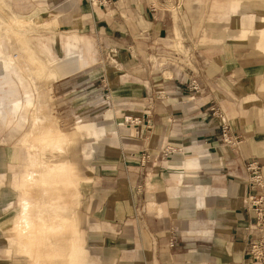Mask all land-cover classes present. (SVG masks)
<instances>
[{
    "label": "crops",
    "instance_id": "1",
    "mask_svg": "<svg viewBox=\"0 0 264 264\" xmlns=\"http://www.w3.org/2000/svg\"><path fill=\"white\" fill-rule=\"evenodd\" d=\"M29 1L0 0V48L9 54L6 24L19 18L33 20L23 30L50 59L78 54L74 72L85 69H60L54 97L82 132L75 140L63 131L70 173L54 157L66 135L53 113L52 72L42 79L43 108L29 80L0 67V124L23 154L17 173L0 139V264H262L247 251L264 240V222L248 207L261 189L246 164L257 161L264 176V0H219L220 14L205 10L210 0H49L56 39L36 30ZM40 114L50 119L38 121L32 153ZM125 116L140 123L123 124ZM224 121L242 138L236 148L222 141ZM168 146L176 151L166 155ZM31 163L47 164L60 185L49 203L29 188Z\"/></svg>",
    "mask_w": 264,
    "mask_h": 264
},
{
    "label": "rangeland",
    "instance_id": "2",
    "mask_svg": "<svg viewBox=\"0 0 264 264\" xmlns=\"http://www.w3.org/2000/svg\"><path fill=\"white\" fill-rule=\"evenodd\" d=\"M216 1L219 2V0H210L207 4V7H206V11L207 12H214L215 10L217 11V7H216ZM50 1L49 0H30L27 5L28 7H30L31 5L34 6V8L37 10V17L36 19L34 20V23L37 24L36 25V30L42 34V35H45V36H51L53 38H58L60 34V32L56 29V25H57V22H56V19L55 17H51L49 15V12H48V5H49ZM244 5H247V4H244ZM252 6H254L255 8L257 7V4H252ZM260 8H264V3L262 4H259L258 5ZM219 11V14H220V10ZM2 14L4 16H7V13L5 11L2 12ZM30 13H28L27 15H29ZM208 14V13H207ZM51 18V19H50ZM51 20L53 22H51ZM50 21V22H49ZM30 23H33V20H25V19H19V18H10L9 22L6 24V27H8V31H9V34H11L13 37L17 38V40L19 41V50L21 52L24 53V57H25V62L27 63H30L31 65H34V69H35V66L38 67V70L35 71V74L37 77H39L40 75L41 76H44V77H41V79H48L49 80V76H50V72H52L53 74V77H54V82H53V113L54 115L56 116V119L58 121V125L60 126L62 132H68V133H71L73 138L76 140L77 139V134L78 133H81L82 131L79 130L80 128L77 126V129L75 130L74 132V126L76 124V122L74 120H66L65 116H63L60 112V110H64L65 108V105L62 104V107L60 108V106L58 104H56L57 102V99L54 97V85H55V82L56 81H59L61 79H64V78H59L60 77V69H62V66L61 65H58V64H52L51 63V59L46 56L45 54H43L42 52H40L39 50H37L30 42L29 40V37H28V30H25L24 32V28H27L28 25ZM39 23V24H38ZM49 23V24H48ZM10 46V45H9ZM0 47H1V44H0ZM11 48V47H10ZM2 57L5 59V60H8L9 62V65L8 66H0L1 69H6V71H11V72H16V71H21L23 74H24V79L25 80H29L30 83H31V79H30V76H28V74H26V72L23 70V67L19 64V61H17L16 59H14L13 57V54H12V49L10 50L9 54L6 55L0 48V59H2ZM5 62V61H4ZM40 63H42V65H40ZM55 71H54V70ZM85 69V68H84ZM82 69V70H84ZM87 69V68H86ZM82 70H79V71H82ZM77 71V72H79ZM77 72H74L73 74L77 73ZM72 75V74H71ZM68 77V76H67ZM40 78V77H39ZM59 78V79H58ZM101 79V78H100ZM92 80V79H91ZM99 80V79H98ZM98 80H94V82L96 83V81ZM93 81V80H92ZM92 82V83H94ZM101 82V81H100ZM199 83V82H198ZM29 85L31 86L32 84H25L26 86V91L31 93V96L33 95V92L29 89ZM190 87V86H189ZM100 89V88H99ZM98 89V90H99ZM191 89V88H190ZM97 90V91H98ZM192 90V89H191ZM36 95V94H35ZM26 101H28V98L26 99ZM49 105V103H48ZM93 104H91L92 106ZM44 106V105H43ZM46 107H49L47 105H45ZM44 108V107H43ZM60 108V110H59ZM63 108V109H62ZM32 111V110H31ZM30 111V113H31ZM96 113H93V116L95 115ZM90 116V115H89ZM88 117V116H87ZM126 117H132V116H125V118L123 119V124H135V125H138L139 123H128L126 121ZM133 118V117H132ZM138 119V118H137ZM140 121V120H139ZM7 132L8 130L0 124V139H2L1 142H3L6 146L4 147L5 149L11 151V153L13 154L12 156V159L10 160L11 162V167L13 166V168H15V170L17 171V173H20L19 169L16 168V165L18 164V162L22 161V151L20 150V148L18 146H16L14 143H9L7 140H6V136H7ZM63 132V133H64ZM86 134H89L88 132L84 131ZM65 134V133H64ZM66 135V146L63 150L61 151H58L57 153L54 154V157L57 158V160L66 165V168L67 170L71 173V167L70 165L68 164V162L66 161L65 159V156H66V153H67V150H68V147H67V139H69L67 137V134ZM91 135V134H89ZM71 137V136H70ZM92 137V135H91ZM78 144V142H75V145ZM26 151V149H25ZM78 154L79 153H76L75 152V158H79L78 157ZM26 155L28 156L27 154V151H26ZM19 156V157H18ZM19 162V163H20ZM81 164V163H80ZM75 171V170H74ZM23 176V175H22ZM72 181L74 182V184H76V180L74 178H71ZM77 186V185H76ZM78 189V188H77ZM77 212H78V216L79 218L81 219V227L83 228L84 232H85V237H86V233L88 231V226H87V223H86V216L84 214L81 213V211L79 210V208L77 209ZM85 244H87V239L85 241Z\"/></svg>",
    "mask_w": 264,
    "mask_h": 264
},
{
    "label": "bare ground",
    "instance_id": "3",
    "mask_svg": "<svg viewBox=\"0 0 264 264\" xmlns=\"http://www.w3.org/2000/svg\"><path fill=\"white\" fill-rule=\"evenodd\" d=\"M250 10H254L251 8ZM12 49V54L14 59L19 61V64L23 67V70L30 76L31 84L35 87L36 92L38 94V102L41 104L42 107L45 105L50 106V99L48 98V84L45 80L40 79L36 76L35 71L38 70V67L34 65H31L30 63L25 62L24 53L19 50V41L17 38L13 37L11 34H9V44ZM54 54V53H53ZM52 64H58L62 66L61 72L63 76H66L68 73H72L79 69V56L74 51H69V54L67 57H60L58 59H51ZM4 71L0 70V74H2ZM5 73V72H4ZM6 74H9V76H16L18 80H20L21 83L24 82V74L21 71L11 72L7 71ZM12 102H17V100H13ZM49 103V105H48ZM44 105V106H43ZM17 106V104H15ZM50 119L49 114H40L35 117L36 129L35 131L31 133V135L28 136L29 140V150L33 153V142L34 140H38L40 136V130L38 123H46ZM39 121V122H38ZM38 145V144H37ZM27 176H29V188L30 190H33V188H37L40 190V199L42 203H49V199L52 197L51 194H54V192H57V190H60V185L56 183L54 180L51 172L47 168V164L45 163H31L27 165ZM51 195V196H50ZM29 201L31 197H28ZM32 203V202H31ZM33 204V203H32ZM40 210V217L41 219L47 218L49 219V210L46 204L41 205ZM55 228L48 227V230H54ZM59 231L64 230V228H58ZM57 230V231H58Z\"/></svg>",
    "mask_w": 264,
    "mask_h": 264
},
{
    "label": "built area",
    "instance_id": "4",
    "mask_svg": "<svg viewBox=\"0 0 264 264\" xmlns=\"http://www.w3.org/2000/svg\"><path fill=\"white\" fill-rule=\"evenodd\" d=\"M100 5L108 6L112 3V0H93ZM190 88L193 91H198L200 86L198 81L195 78L191 79ZM126 121L128 123H139L140 121L137 118L126 117ZM222 141L226 145L231 146L232 148H236L241 142V136H234L231 132V126L229 122L224 121L222 126ZM176 151L172 146H168L165 148L164 153L166 155L172 154ZM149 156H143V160L148 158ZM142 162V164L144 163ZM247 168V179L252 188H260L261 192L251 193L247 197V203L250 210L255 212L256 218L259 222H264V176L261 171V166L257 161H249L246 164ZM248 254L256 261L264 264V240L257 239L252 240L248 243L247 246Z\"/></svg>",
    "mask_w": 264,
    "mask_h": 264
}]
</instances>
